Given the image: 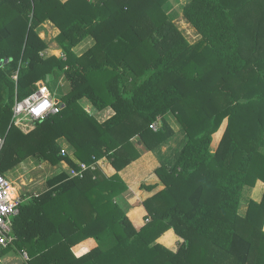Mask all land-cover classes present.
<instances>
[{
    "label": "trees",
    "instance_id": "trees-1",
    "mask_svg": "<svg viewBox=\"0 0 264 264\" xmlns=\"http://www.w3.org/2000/svg\"><path fill=\"white\" fill-rule=\"evenodd\" d=\"M169 1L0 0V62L9 60L0 68V174L28 159L73 169L107 159L117 171L63 170L25 194L15 219L24 264H264V193L241 211L244 193L264 184V0H191L183 17L200 36L194 44L165 11ZM47 21L65 59L42 55L49 48L36 29ZM88 38L94 45L77 55ZM48 77L69 87L53 99L60 113L14 120L16 103ZM83 99L114 114L100 121ZM170 114L183 140L140 185L149 222L137 230L119 172L141 148L156 152L176 136ZM170 230L177 251L157 242Z\"/></svg>",
    "mask_w": 264,
    "mask_h": 264
},
{
    "label": "rangeland",
    "instance_id": "rangeland-1",
    "mask_svg": "<svg viewBox=\"0 0 264 264\" xmlns=\"http://www.w3.org/2000/svg\"><path fill=\"white\" fill-rule=\"evenodd\" d=\"M191 0H170L166 5H165V11L168 13L169 17L174 21V23L178 26L179 30L187 37V39L190 41V43H196L199 39L200 36L197 34L196 30L189 24L183 17V9L184 7L190 2ZM192 29V32L190 30ZM191 33V36L189 35ZM54 45V44H52ZM54 49V53L56 56H60L57 45H54L52 47ZM51 49L48 50L47 53H51ZM16 76H14V80ZM65 77H63L62 82H60L59 79H52V81L47 82L46 88L51 92L52 94L57 93L60 97L64 96L65 93L69 90L67 87L68 85L66 84ZM87 106V105H86ZM88 112L89 108L84 107ZM90 113V112H89ZM109 117V116H108ZM105 114L103 115V120L108 119ZM102 120V121H103ZM168 122L172 125L174 130L176 131V136L168 143L165 144L163 147H161L160 150L154 151V152H149L146 151L145 148H141V153L142 157L136 161L134 165H132L128 171H147L149 173H153L155 169L163 163V160H165L167 157L171 155V153L176 149L179 144L183 140V135L181 134V124L178 122L177 118L173 116L172 114L167 116ZM157 125H161V123H156ZM23 127L25 129L29 127L27 124H23ZM226 127V122L223 123L220 131L214 135L213 138V144L211 146V151L213 153L216 152V149L218 147V144L224 134ZM137 139L134 140L136 142ZM105 170L104 171H114L110 161H105ZM69 168L67 163H62L58 166H52L51 164L48 163H38L34 159H28L26 162L23 164L17 166L14 170L8 173V177L13 181L14 187H15V192L19 195L22 194H27L29 197H32L33 195H36V193H39L40 191H43L45 189V186L48 182L49 179H51L53 176L57 175L61 171H67ZM147 172L143 173L145 177L148 175ZM147 174V175H146ZM144 177V178H145ZM143 179V178H142ZM148 183V182H146ZM140 185L137 190L138 194L134 195L133 198L129 200V205L124 206L125 210H131L133 206H136L137 203H140V199H142L143 194L140 193ZM253 191H246L243 196V203H242V208L241 211H244L247 208V201L251 197L252 199L259 201L262 198V195L264 193V185L261 182H258L257 186L255 187V190ZM34 197V196H33ZM250 198V199H251ZM30 198L27 199L26 202L29 201ZM139 214L135 215L134 222L136 225L140 224L142 222V219L145 217L143 213L145 214L144 208L141 207L139 204ZM134 212V211H133ZM133 212L129 213V216H133ZM242 213V212H241ZM5 258V264H24L27 263L28 261H25L22 256L20 255L19 252L10 250L7 252V254L4 256ZM30 258V256H29Z\"/></svg>",
    "mask_w": 264,
    "mask_h": 264
},
{
    "label": "built area",
    "instance_id": "built-area-1",
    "mask_svg": "<svg viewBox=\"0 0 264 264\" xmlns=\"http://www.w3.org/2000/svg\"><path fill=\"white\" fill-rule=\"evenodd\" d=\"M44 90L34 93L22 102H17L13 109L14 120L22 121L30 119L33 121H42L50 116L59 114L60 107ZM160 127L161 125H157L156 123L152 125L154 131H158ZM3 144L4 141L0 137V153ZM61 154L66 156L68 151L63 148ZM97 164L98 162L90 166L80 164L79 169L69 167L67 173L72 178H84L86 172L97 170ZM14 186L13 181L8 176L0 174V264H5L4 256L7 252L10 250L17 251L15 246L17 240L15 235V219L20 215L21 207L28 199L25 194H17ZM20 255L25 261L30 260L27 252L23 251Z\"/></svg>",
    "mask_w": 264,
    "mask_h": 264
},
{
    "label": "crops",
    "instance_id": "crops-1",
    "mask_svg": "<svg viewBox=\"0 0 264 264\" xmlns=\"http://www.w3.org/2000/svg\"><path fill=\"white\" fill-rule=\"evenodd\" d=\"M60 1L62 3H66L69 0H60ZM164 9H165V7H164ZM36 31L38 32L39 36L47 43L48 48L51 49L50 51L52 52V54L51 53H47L48 50H49L48 49L42 55L55 56V57H57L59 59L60 58L61 59H65L66 58V56H65V50L58 44V41H57V38L60 35V30L52 22H50V21L45 22L44 24L40 25L36 29ZM94 43L95 42H94V40L92 38H88L84 42H82L79 46L75 47L73 49V51L77 55L80 56V55L84 54L87 50H89L94 45ZM52 44L57 45L59 51H56V52H60L61 53L60 56H56L55 55V53H54L55 51L52 48V47H54V45H52ZM59 80H60V82H62L63 78H60ZM44 91H46L50 95V97L52 99H59V98L62 97V96L60 97L57 93L52 94L51 92H49V90L47 88H45ZM82 105L84 107L89 108L90 109L89 110L90 114L95 115L100 121L103 120V115L104 114L107 117L109 116L108 118H110L114 114V112L112 110H110V109H108V110H106V111H104L102 113H99L90 104V102L87 99H83L82 100ZM103 121H105V120H103ZM61 142H62L63 147L68 151V154L70 152H72L71 149H70L71 147H69V145L67 143H65V140H61ZM106 160L107 159H103L100 162H98V164H97V170L98 169L100 170L99 171L100 172L99 173L100 177L111 178V177H113L117 173V171L115 169H113L114 171H109V170L108 171H104L105 168H106V166H105V163H106L105 161ZM135 163H133L132 165H134ZM132 165H130L129 167H127L123 171H120L119 172L120 177L123 179V181L125 182V184L128 186V191L126 193H124L123 196L120 199L121 200V204L123 205V207L126 206V205H129L130 206L129 200L131 198H133L134 195L138 194L137 190H139L138 189L139 184L146 183V182L150 183L151 181H154L155 180L154 173H149L148 174L147 171H128L129 168ZM144 172L145 173L147 172V174H148V175L146 174L147 175L146 177L144 175H142ZM254 190L255 189H253V190L250 189V191H253V192H254ZM139 192L143 194L142 199H140L141 202L140 203H137V205L136 206H133L132 209L130 210L131 213L134 211L133 212V216L134 217L129 216L130 211L127 210L128 217L131 220V222L133 223V225L136 227L137 230H140L146 223L149 222V220L147 219V213H146V210L145 209H144L145 214L143 213V215H145V217L142 219V222L140 224H138V225H136V223L134 222L135 215L139 214L138 212H140L139 210H137L140 207L139 204L141 205L142 208H144L143 207V201L147 197V194L145 193V191L140 190ZM253 192H252V194H253ZM36 195H33V196H36ZM245 210H244V212H245ZM181 241L182 240L179 239L176 236V234L174 233V231L173 230H170V231L166 232L157 242L160 243V244L165 245L166 247H168L172 251H177L178 250V247H179V243Z\"/></svg>",
    "mask_w": 264,
    "mask_h": 264
},
{
    "label": "water",
    "instance_id": "water-1",
    "mask_svg": "<svg viewBox=\"0 0 264 264\" xmlns=\"http://www.w3.org/2000/svg\"><path fill=\"white\" fill-rule=\"evenodd\" d=\"M9 62V60L8 59H6L5 61H1L0 62V67H3L5 64H7ZM50 81V77H48L47 78V82H49Z\"/></svg>",
    "mask_w": 264,
    "mask_h": 264
},
{
    "label": "bare ground",
    "instance_id": "bare-ground-1",
    "mask_svg": "<svg viewBox=\"0 0 264 264\" xmlns=\"http://www.w3.org/2000/svg\"><path fill=\"white\" fill-rule=\"evenodd\" d=\"M190 30H191V32H192V29L190 28ZM191 33H189V35H190ZM191 36V35H190Z\"/></svg>",
    "mask_w": 264,
    "mask_h": 264
}]
</instances>
